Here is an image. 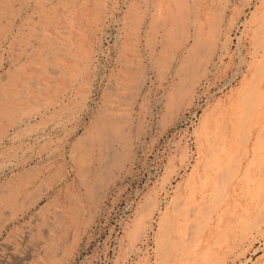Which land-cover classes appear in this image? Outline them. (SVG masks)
<instances>
[{
  "label": "rangeland",
  "instance_id": "1",
  "mask_svg": "<svg viewBox=\"0 0 264 264\" xmlns=\"http://www.w3.org/2000/svg\"><path fill=\"white\" fill-rule=\"evenodd\" d=\"M26 1L0 5L7 35L0 41V105L9 98L0 117L12 122L0 151L14 152L0 170V264H264V211L250 207L252 186L244 179L259 176L253 164L264 163V151L252 152L251 141L231 145L227 198L202 211V230L188 240L187 229L171 234L173 250L162 251L168 221L184 223L180 213L193 205L203 130L251 78L258 2L246 9V0ZM118 127L123 165L106 190L78 189L74 168L81 170L105 129ZM202 201L197 197L200 207Z\"/></svg>",
  "mask_w": 264,
  "mask_h": 264
},
{
  "label": "bare ground",
  "instance_id": "2",
  "mask_svg": "<svg viewBox=\"0 0 264 264\" xmlns=\"http://www.w3.org/2000/svg\"><path fill=\"white\" fill-rule=\"evenodd\" d=\"M11 0H3L1 2V4L5 5V7H8L10 4ZM29 1V0H27ZM26 1V2H27ZM32 1V0H31ZM73 1V0H72ZM84 1V0H83ZM89 1V0H88ZM91 1V0H90ZM13 2V0H12ZM23 2V1H22ZM33 2V1H32ZM85 2V1H84ZM100 2V1H99ZM98 2V3H99ZM247 5H246V9L250 8L252 5H254L255 2H258L257 5V9L259 10L258 16L255 18L254 20V26H253V30L252 31V37H251V55H250V59H251V69H252V74H251V78L246 81L242 87L239 89L237 96H235V99H232L233 101L231 102L228 111H226V114H220L218 116L215 117L213 123L211 126H208L207 128H205L203 131V147L205 146V151L202 153L201 155V160H200V164H199V171L197 172L195 178L193 179L191 185H190V194L188 195V200L192 201L193 205L186 207L187 212H181L180 216H182L185 220L184 223H173V222H169L168 221V228H166L165 231H163L166 236H164V234H162L166 239L163 242V248L162 251H165V253H167L168 255L170 254V252L173 250V245L174 243H170L168 240V236H170L171 234H177L178 236L181 237V235L186 231L187 229V240L188 237L193 234H197L199 233L202 228L198 225V220L197 218H203V216H207L206 212H202L203 210L207 209L209 212L214 211V205L216 201H224L227 198V193H228V186L229 183L231 181V179L234 176V171L231 170V168L228 167V154L231 151V145H242L244 146L246 143L249 144V142L251 141L252 143V152H261L264 151V0H246ZM36 3V1H35ZM41 3V2H40ZM69 3V1H68ZM72 3V2H71ZM74 3V1H73ZM72 3V4H73ZM80 3V2H79ZM82 3V0H81ZM86 3V2H85ZM84 3V4H85ZM150 3V2H149ZM0 4V5H1ZM28 4V2H27ZM26 4V5H27ZM37 4V3H36ZM42 4V3H41ZM45 3H43L44 5ZM70 4V5H72ZM75 4V3H74ZM94 4V3H93ZM101 4V2L99 3ZM136 4V3H135ZM33 4H31L32 7ZM43 5L41 7V9L43 8ZM57 5V4H56ZM59 5V4H58ZM132 5V4H131ZM12 5H10L9 7H11ZM63 6H64V2H63ZM74 6V5H73ZM76 6V5H75ZM74 6V8H75ZM19 7V5H18ZM31 7H29L30 9H32ZM37 7V6H36ZM52 7H54L52 5ZM61 7V6H60ZM59 7V8H60ZM67 7V6H66ZM69 7V6H68ZM90 7V6H89ZM97 7V6H96ZM132 7V6H131ZM13 8V7H12ZM21 8V7H20ZM29 8H25V9H29ZM38 8V7H37ZM48 8V7H47ZM73 8V7H72ZM84 8V6H83ZM82 8V9H83ZM87 8V7H86ZM100 8V7H99ZM192 8V7H191ZM22 9V8H21ZM36 9V8H35ZM34 9V10H35ZM40 9V8H39ZM50 9V8H49ZM58 9V8H57ZM61 9V8H60ZM67 9V8H65ZM65 9L64 12H65ZM71 9V7H70ZM104 9V8H103ZM24 10V9H22ZM62 10V9H61ZM68 10V9H67ZM73 10V9H72ZM76 10V9H75ZM80 10V8H79ZM133 10V9H132ZM131 10V11H132ZM45 11V10H43ZM51 10H49L50 12ZM89 11V10H87ZM91 11V10H90ZM98 11V9H97ZM130 11V12H131ZM136 11V10H135ZM63 12V13H64ZM77 12V11H76ZM80 12V11H79ZM129 12V11H128ZM3 11H0V20L1 16H2ZM5 13V11H4ZM48 13V12H47ZM75 13V12H74ZM73 13V14H74ZM82 13V11H81ZM84 13V12H83ZM132 13V12H131ZM131 13H129V16L131 15ZM14 14V13H13ZM24 14V13H23ZM68 14V13H67ZM72 14V15H73ZM86 14V13H85ZM93 14V13H92ZM96 14V13H94ZM98 14V13H97ZM102 14V13H101ZM16 15V14H15ZM14 15V17H15ZM22 15V14H21ZM27 15V14H26ZM50 15V14H49ZM84 15V14H83ZM81 15V16H83ZM24 16V15H23ZM23 16L21 17V20L23 18ZM80 16V17H81ZM99 16V15H98ZM220 16V15H218ZM4 17V14H3ZM43 17V16H42ZM48 17V16H47ZM85 17V16H84ZM95 17V16H94ZM143 17V16H142ZM87 17H85L86 19ZM92 18V17H91ZM130 18V17H129ZM24 19V18H23ZM72 19V18H71ZM71 19H68L70 22ZM99 19V18H98ZM131 19V18H130ZM215 19V18H214ZM67 21V19H65ZM78 20V19H77ZM82 20V19H81ZM25 21V20H24ZM42 21H44L42 19ZM46 21V20H45ZM49 20H47L48 22ZM217 21V20H215ZM11 22V21H10ZM18 22V21H17ZM46 22V23H47ZM81 21H78V23H80ZM2 23V22H1ZM50 23V22H49ZM3 24V23H2ZM10 25V23H8ZM20 24V22H19ZM72 24V23H71ZM69 24V25H71ZM77 24V23H76ZM81 24V23H80ZM215 24V23H214ZM5 25V24H4ZM12 25V24H11ZM17 25V24H16ZM49 25V24H48ZM51 25V24H50ZM53 25V23H52ZM68 25V26H69ZM19 26V25H18ZM23 25H21L20 27H22ZM88 26V25H87ZM6 27V26H5ZM10 27V26H9ZM17 27V26H16ZM65 27V26H64ZM71 27V26H70ZM127 27V26H126ZM214 27V25H213ZM8 28V27H7ZM48 28V27H47ZM66 28V27H65ZM130 28H134V27H130ZM212 28V27H211ZM56 29V28H55ZM69 29V28H68ZM67 30V32H69ZM213 29V28H212ZM216 29V28H214ZM71 30V29H70ZM59 31V30H58ZM210 31V29H209ZM212 31V30H211ZM130 32V30H129ZM69 33H73V32H69ZM68 33V34H69ZM124 34V33H123ZM9 35V34H8ZM45 35V34H44ZM129 35H132L129 34ZM128 35V36H129ZM192 35V34H191ZM6 31L5 29L0 26V41L4 40L6 38ZM47 36V34H46ZM133 36V35H132ZM249 36V35H248ZM43 37V36H42ZM49 37V36H48ZM47 37V38H48ZM131 37V36H130ZM46 38V39H47ZM127 38V37H126ZM125 38V40H126ZM133 38V37H131ZM135 38V37H134ZM8 39V38H7ZM128 39V38H127ZM154 39V38H153ZM42 40V38H41ZM49 38L47 41L49 43ZM54 40V38H53ZM131 40V39H130ZM133 40V39H132ZM135 40V39H134ZM133 40V41H134ZM5 41V40H4ZM44 41V38H43ZM55 41V40H54ZM195 43L197 45V47H199L200 45H203V42L201 40L200 37L195 38ZM10 42V41H9ZM26 42V41H25ZM29 42V41H28ZM40 42V41H39ZM43 42V43H45ZM57 42V41H56ZM69 42V41H68ZM135 42V41H134ZM1 43V42H0ZM12 43V42H11ZM53 43V42H52ZM55 43V42H54ZM61 43V42H59ZM51 44V43H50ZM57 44V43H56ZM122 44V43H121ZM172 44V43H170ZM12 45V44H11ZM28 45V44H27ZM49 45V44H48ZM134 45V44H133ZM137 45V44H136ZM54 46V45H53ZM52 46V47H53ZM63 46V45H62ZM70 46L72 47L73 45L70 44ZM123 46V45H122ZM128 46V45H127ZM126 46V48H127ZM42 47V46H41ZM64 47V46H63ZM124 47V46H123ZM122 47V48H123ZM44 48V47H43ZM41 48V50L43 49ZM49 48V47H48ZM70 48V47H67ZM75 48V47H74ZM134 48V47H132ZM202 48V47H200ZM27 49V48H26ZM71 49V48H70ZM25 50V49H24ZM23 50V51H24ZM29 50V49H28ZM45 50V49H44ZM51 50V49H50ZM61 50V47H60ZM75 50V49H73ZM72 50V51H73ZM123 50V49H121ZM2 51V50H1ZM62 51V50H61ZM67 50H65L64 52H66ZM71 51V50H69ZM68 51V53H69ZM134 51V50H133ZM196 51V50H195ZM22 52V51H21ZM27 52V51H26ZM40 52V51H39ZM53 52V50H52ZM60 52V51H59ZM125 52V51H124ZM31 53H33L31 51ZM37 53V52H36ZM67 53V52H66ZM77 53V52H76ZM127 53V52H126ZM1 54V53H0ZM20 54V52H19ZM54 54V52H53ZM63 54V53H62ZM124 54V53H123ZM129 54V53H128ZM35 55V54H33ZM40 55V54H39ZM58 55V54H57ZM66 55V54H65ZM76 55V54H75ZM78 55V54H77ZM87 55L90 56V54L88 53ZM126 55V54H125ZM1 56V55H0ZM23 56V55H21ZM42 56V55H41ZM64 56V55H63ZM74 56V54H73ZM127 56V55H126ZM30 57V56H29ZM122 57V56H121ZM12 58V57H11ZM39 58H41L39 56ZM54 58V57H52ZM71 58V57H70ZM74 58V57H73ZM83 58V57H82ZM10 59V57H9ZM61 59L63 60L64 58L61 57ZM85 59V57H84ZM91 59V58H90ZM125 59V58H123ZM25 60V59H24ZM24 60H22L24 62ZM42 60V58H41ZM44 60V59H43ZM54 61V59H52ZM69 60V59H68ZM72 60V59H71ZM133 60V59H132ZM31 61V59H30ZM30 61L28 62V65L31 64ZM34 61V60H33ZM36 61V60H35ZM39 61V60H38ZM37 61V62H38ZM47 61V60H46ZM135 61V60H134ZM133 61V62H134ZM11 62V61H10ZM71 62V61H69ZM121 62V61H120ZM125 62V60H124ZM137 63V61H135ZM193 62V61H192ZM250 62V61H249ZM12 63V62H11ZM10 63V64H11ZM50 63V62H49ZM81 63V61L79 60V64ZM139 63V62H138ZM196 63V62H194ZM25 64V62H24ZM36 64V63H35ZM45 64V63H44ZM48 64V61H47ZM51 64V63H50ZM58 66L57 68L60 69V64L56 63ZM69 64V63H68ZM78 64V63H77ZM83 64V63H82ZM121 64V63H120ZM16 65V64H15ZM33 65V64H32ZM37 65V64H36ZM43 65V64H42ZM46 65V64H45ZM43 65V66H45ZM52 65V64H51ZM86 65V64H85ZM126 65V64H125ZM124 65V66H125ZM128 65V64H127ZM192 65V64H191ZM22 66V64H21ZM41 66V65H40ZM39 66V67H40ZM55 66V65H53ZM52 66V67H53ZM60 66V67H59ZM89 66V65H88ZM123 66V67H124ZM136 66V65H135ZM23 67V66H22ZM28 68H30V65L27 66ZM38 67V66H36ZM47 67V66H46ZM67 67V65H66ZM69 67V66H68ZM87 67V66H86ZM248 67H250L248 65ZM12 68V67H10ZM14 68V67H13ZM16 68H18V66H16ZM33 68V66H32ZM80 68V66H79ZM20 69V67L18 68ZM23 71V68H21ZM44 69V68H43ZM46 69V68H45ZM52 69V68H51ZM65 69V67L63 68ZM71 69V68H70ZM86 69V68H85ZM11 70V69H10ZM38 70V69H37ZM42 70V69H41ZM82 70V69H80ZM21 71V70H20ZM26 71V70H25ZM32 70H30L29 72H31ZM50 72V69L48 70ZM88 71V70H87ZM11 72V71H8ZM18 72V71H17ZM45 71H43L44 73ZM62 72V71H61ZM60 72V73H61ZM85 72V71H84ZM123 72V71H122ZM194 72V71H193ZM24 72H22L23 74ZM51 73V72H50ZM59 73V74H60ZM78 73V72H77ZM88 73V72H86ZM133 73V72H132ZM17 74V73H16ZM21 74V73H20ZM190 74V73H189ZM192 74V72H191ZM15 75V74H14ZM46 75V72H45ZM49 75V74H48ZM83 75V74H82ZM128 75V74H127ZM130 75V74H129ZM197 75V74H196ZM19 76V75H18ZM27 76V74L25 75ZM47 76V75H46ZM55 76V75H54ZM62 76V74L60 75ZM122 76V75H121ZM20 77V76H19ZM19 77H17L19 79ZM51 77V76H50ZM49 77V79H50ZM56 77V76H55ZM64 77H66L64 75ZM63 77V78H64ZM143 77V76H142ZM57 78H60L59 75L57 76ZM63 78H61L63 80ZM124 78V77H123ZM129 78V77H128ZM141 78V76H140ZM249 78V77H248ZM53 79V78H52ZM86 79V78H85ZM138 79V78H137ZM136 79V80H137ZM17 80V79H16ZM16 80H14V82H16ZM20 80V79H19ZM18 80V81H19ZM22 80V79H21ZM47 80V79H46ZM51 80V79H50ZM130 80V79H129ZM192 80V79H191ZM196 80V79H194ZM13 81V80H12ZM56 81V80H54ZM53 81V82H54ZM65 81V80H64ZM121 81V79H120ZM124 81V80H122ZM128 83L130 81H128L126 79ZM142 81V80H141ZM189 81V80H186ZM1 82V81H0ZM21 82V81H19ZM48 82V81H47ZM22 83V82H21ZM52 83V82H51ZM190 83V82H189ZM9 84V83H7ZM4 84V85H7ZM132 84V81H131ZM135 84V83H134ZM184 84V83H183ZM11 85V83H10ZM15 85V84H12ZM11 85V86H12ZM24 85V84H23ZM10 86V88H11ZM50 86L52 87V85L50 84ZM125 87H127L128 85H124ZM8 87V86H7ZM50 87V88H51ZM131 87V86H130ZM180 87V85H179ZM15 88V87H13ZM49 88V89H50ZM1 89V88H0ZM58 89V88H57ZM130 89V88H129ZM4 90H6V88H4ZM9 91V89H7ZM6 90V91H7ZM17 90V88H16ZM172 90V89H171ZM5 91V92H6ZM7 91V92H8ZM13 90L9 91L10 94ZM18 91V90H17ZM16 91V92H17ZM2 92V91H1ZM3 92V93H5ZM14 92V91H13ZM7 94V93H5ZM9 94V95H10ZM8 95V94H7ZM236 95V94H235ZM5 96V95H3ZM15 96V95H14ZM17 96V95H16ZM15 96V97H16ZM19 97V96H18ZM9 98H6V103L8 102ZM14 98L12 97V100ZM4 100V99H3ZM17 100V99H16ZM1 101V100H0ZM2 101V105H3ZM13 102V101H12ZM5 103V102H4ZM5 103V104H6ZM48 103V102H47ZM13 104V103H10ZM15 104V101H14ZM0 105V106H2ZM9 105V104H6ZM12 106V105H11ZM6 107V106H5ZM9 109V108H8ZM11 109V108H10ZM217 110V108H216ZM223 110V109H222ZM6 111V109H5ZM213 113V112H212ZM16 114V113H15ZM13 114V115H15ZM1 115V114H0ZM4 115V113L2 114ZM12 117V116H11ZM1 118V117H0ZM13 118V117H12ZM206 120V119H205ZM201 137V135H200ZM201 140V139H200ZM199 141V140H198ZM249 144V145H250ZM201 145V144H200ZM84 147V146H83ZM239 147V146H238ZM81 148V147H80ZM88 148V147H85ZM90 148V146H89ZM245 149V148H243ZM83 150V149H82ZM81 150V151H82ZM78 151H80L78 149ZM80 151V155L81 152ZM85 151V150H84ZM238 152V151H237ZM252 152H250L252 154ZM79 153V152H77ZM83 154V153H82ZM197 154V153H196ZM239 154V152H238ZM255 154V153H254ZM253 154V155H254ZM78 155V154H77ZM85 155H86V151H85ZM85 155H83L85 157ZM198 155V154H197ZM248 155V154H247ZM264 155V154H263ZM79 156V155H78ZM238 156H235V158H237ZM82 158V157H81ZM200 158V157H199ZM233 158V157H232ZM261 158V157H260ZM79 159V158H78ZM85 159L88 160V158H83V161H85ZM258 159V158H257ZM262 159V158H261ZM236 160V159H235ZM255 160V158H254ZM80 161V160H78ZM91 161V160H90ZM198 161V160H197ZM234 161V158H233ZM232 161V162H233ZM252 161V160H251ZM199 162V161H198ZM253 162V161H252ZM263 162V161H262ZM260 162L259 160L255 161L253 164V171H258V175L256 178L252 176H248L245 175L244 179H245V183L249 184L252 186V189L250 191V195H251V202H250V207H253L254 211L256 213H262L264 211V163ZM194 165V164H193ZM198 165V164H197ZM231 166V165H230ZM234 166V165H233ZM197 167V166H196ZM195 167V168H196ZM239 167V166H238ZM249 167V166H246ZM185 168V167H184ZM235 168V167H233ZM232 168V169H233ZM244 168V167H243ZM252 168V167H251ZM251 168L249 170H251ZM193 169V168H192ZM195 170V169H194ZM246 170V169H245ZM248 170V171H249ZM192 171V170H191ZM197 171V170H196ZM238 171V170H237ZM239 172V171H238ZM248 173V172H247ZM240 174V172H239ZM83 175V174H82ZM252 175H254V173H252ZM189 176V175H188ZM237 176V175H236ZM235 176V177H236ZM81 177V176H80ZM79 177V178H80ZM238 177V176H237ZM189 178V177H187ZM239 178V177H238ZM242 178V177H241ZM240 178V179H241ZM237 180V179H236ZM243 180V179H241ZM240 180V182H241ZM235 183V182H234ZM242 183V182H241ZM238 184V183H237ZM240 185V184H239ZM186 186V185H185ZM239 187V186H238ZM236 188V187H235ZM241 188H245V187H241ZM244 190V189H243ZM242 191V190H241ZM247 193V192H246ZM242 193H240L241 195ZM244 194V193H243ZM239 195V196H240ZM247 195V194H246ZM243 196V195H242ZM245 196V195H244ZM197 197H200V200H203L202 203L204 202V205L200 207L201 204L196 202ZM246 197V196H245ZM244 197V198H245ZM206 198V199H205ZM238 199V198H237ZM246 199V198H245ZM232 202V201H231ZM172 203V202H171ZM239 203V202H238ZM247 203V202H246ZM179 204V203H178ZM236 204V203H235ZM217 205V203H216ZM222 205V203H221ZM218 206V205H217ZM204 209H200L203 208ZM141 208V207H140ZM220 208V207H219ZM181 209V208H179ZM217 209V208H216ZM250 209V208H249ZM166 210V209H165ZM178 210V209H177ZM243 210V209H242ZM138 211V210H137ZM141 211V210H140ZM150 211V210H149ZM176 211V209H175ZM252 211V210H251ZM239 212V211H237ZM236 213V212H235ZM241 213V211H240ZM247 213V212H246ZM71 214V213H70ZM168 214V213H167ZM215 214V213H214ZM239 214V213H238ZM237 214V215H238ZM242 214V213H241ZM253 214V213H252ZM164 215V214H163ZM219 215V214H217ZM255 215V214H254ZM212 216V215H211ZM248 216V214H247ZM253 216V215H252ZM251 216V217H252ZM170 217V216H169ZM219 217V216H218ZM251 217L249 219H251ZM159 218V217H158ZM166 218V217H165ZM236 218H240V217H236ZM137 219V218H136ZM255 219V217H254ZM168 220V219H167ZM239 221V220H238ZM202 222V221H201ZM138 223V221H137ZM141 223V222H140ZM164 223V222H163ZM258 223L257 221H252L250 223H247L245 225V228H249L251 226H254ZM218 224V223H217ZM243 226V225H242ZM234 227V226H233ZM233 229V228H232ZM243 229V228H242ZM242 232V231H241ZM240 232V233H241ZM173 239V238H172ZM190 239V238H189ZM194 238L192 237V240ZM186 240V239H185ZM184 241V240H183ZM195 242V241H194ZM190 243V242H189ZM190 248V247H189ZM185 250V249H184ZM179 251V250H178ZM186 251V250H185ZM194 252V251H193ZM52 253V252H51ZM160 253V252H159ZM191 253V252H190ZM194 254V253H193ZM179 255V254H178ZM158 256V255H157ZM193 256V255H192ZM197 256V255H195ZM207 256V255H206ZM190 257V256H187ZM194 257V256H193ZM176 258V257H175ZM197 258V257H195ZM166 259V258H165ZM190 259V258H189ZM186 260V259H185ZM209 260V258H208ZM183 261V260H182ZM192 261V259H191ZM176 262V261H175ZM197 262V260H196ZM157 263V261H156ZM154 263V264H156ZM172 263H174L172 261ZM178 263V262H177ZM188 263V262H187ZM175 264V263H174Z\"/></svg>",
  "mask_w": 264,
  "mask_h": 264
},
{
  "label": "crops",
  "instance_id": "3",
  "mask_svg": "<svg viewBox=\"0 0 264 264\" xmlns=\"http://www.w3.org/2000/svg\"><path fill=\"white\" fill-rule=\"evenodd\" d=\"M0 118V139L8 130L12 122ZM108 133L102 139L94 141L96 151H86L88 160L80 164L81 170L74 168V181L77 188L83 191H103L108 188L110 178L119 171L124 163L125 151L121 150V143H124V133L120 127L117 133L112 129H105ZM104 131V130H103ZM18 157H28L29 152H16ZM75 153V152H74ZM14 152L0 151V170L11 165L10 159ZM91 160V161H90ZM83 174V175H82ZM81 176V177H80ZM80 177V178H79ZM23 182V178H22Z\"/></svg>",
  "mask_w": 264,
  "mask_h": 264
}]
</instances>
